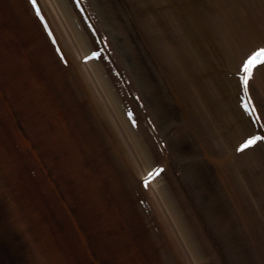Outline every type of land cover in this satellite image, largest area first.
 <instances>
[{
    "label": "bare ground",
    "instance_id": "1",
    "mask_svg": "<svg viewBox=\"0 0 264 264\" xmlns=\"http://www.w3.org/2000/svg\"><path fill=\"white\" fill-rule=\"evenodd\" d=\"M41 1L43 7L39 0L34 4L39 6L38 14L29 0H0V117L10 124L2 125L0 121V172L3 179L9 178L5 181L9 187L19 186L23 192L20 198L25 200L24 216L28 215L30 221L22 223L20 231L27 234H23L30 241L26 243L27 250H33L34 259L41 256L45 260L39 264H158L155 259H144V254L150 256L155 251L156 255L163 239L168 249L163 251L165 261L160 264H251L253 259L256 264H264V252L255 245L252 236L255 232L247 234V225L257 222L255 214L262 212L264 217V211L251 208L248 214L235 206L238 211L233 216L239 223L233 222L231 229L235 220L223 215L222 227L215 226V236L209 240L190 231L191 222L195 224L193 217L186 203L180 201L183 195L175 188L178 184L183 191L190 188L188 193L195 198L201 194L205 198L204 190L210 185L217 190L222 184L225 190L232 186L230 177L239 184L247 170L264 172V141L245 149L237 161L229 160L230 153L225 157L219 155V150L207 153L204 148L207 145L212 148L215 141L223 151L229 144L223 142L227 138L238 148L253 135H264V65L254 70L249 84L251 96L243 87V65L264 47V0H245L244 7L234 14L237 30L221 32L222 27L217 25L216 34L210 27L215 3L230 7L241 0ZM233 13L217 16L229 24ZM85 29L90 33L88 36ZM210 35L214 38L206 41L205 36L210 39ZM10 40L20 49L15 54L13 50L11 54L6 51ZM187 41L195 43L196 51H190ZM197 56L200 70L189 67L188 59L198 63ZM79 57L83 62L77 64ZM68 58L70 68L64 69L61 64H68ZM31 60H36L33 65ZM221 69H228L223 80ZM71 75L73 80L69 79ZM47 82L55 84V91L53 84ZM73 84L82 86L79 87L84 95L82 101L93 103L94 109L102 113L100 122H92L88 129L93 142L87 146L92 157L87 155V149L84 151L85 134L65 128L69 106L60 102V93L75 103L79 94ZM228 89H233V98ZM11 97L25 108L17 109L10 104ZM245 102L259 109V117L245 108ZM77 103L74 106L80 108L82 104ZM202 106L208 108L212 117L203 113ZM230 106L234 107L233 118L226 110ZM166 108L181 116H170ZM16 112L24 118L22 123L14 120ZM182 117L186 126L183 130L174 129ZM205 120L214 124L217 135ZM25 121L31 125L26 127ZM11 125H17L18 134ZM5 126L10 134L14 132V147L9 144ZM101 126L107 133L104 128L99 130ZM96 140L112 159H100L93 149L98 146ZM189 145L200 150L203 166L206 167L207 159L224 172V181H216L219 172L199 168L198 154L190 147L187 152L182 149ZM193 159L197 160L196 166ZM7 161L11 165L16 163L12 170L9 168L16 183H10L12 175L7 171ZM175 168L177 173L182 171L181 182L176 178ZM18 169L25 170V178L21 175L17 179ZM160 169L163 171L153 177ZM31 171L33 177L37 175L40 179L39 185L30 177ZM1 183L7 192L8 186ZM47 188L53 190L57 202L51 208L45 204ZM217 195L230 196L228 191ZM211 196L214 198L215 194ZM244 200L249 202L247 197ZM192 206L199 226L214 224L213 207L210 211L203 203ZM161 207L163 216H167L162 221L166 225L155 223L161 218L158 214ZM19 213L22 218V212L14 216ZM215 215L218 218L219 211ZM46 225L53 232L42 235L38 227L47 228ZM176 237L183 242L180 244L183 258ZM203 238L206 242L198 246L197 242ZM232 242L240 250L235 256L225 253L233 252Z\"/></svg>",
    "mask_w": 264,
    "mask_h": 264
},
{
    "label": "rangeland",
    "instance_id": "2",
    "mask_svg": "<svg viewBox=\"0 0 264 264\" xmlns=\"http://www.w3.org/2000/svg\"><path fill=\"white\" fill-rule=\"evenodd\" d=\"M244 2H245V0H241V1H239V2H237L236 4H234L233 6H228V5H221L220 6V4H218L217 2L215 3V5H214V11H212L211 12V16H212V14L214 15V16H212L213 18H212V24H211V28L215 31V34H216V32H217V29L219 30V27L218 26H220V27H222V30H221V32L223 31H232V30H237V24H238V22H234L235 20L234 19H236L235 17V13H238L239 12V10L241 9V8H243L244 7ZM226 11V12H225ZM232 12H234L233 13V17L230 19L231 21L230 22H232V23H229V24H224V22H221V20H220V18L218 17V16H220L221 14H224V13H232ZM217 13H218V16H217ZM203 15H204V12H203ZM202 15V16H203ZM226 15H228V14H226ZM211 16H209V17H211ZM230 17V16H229ZM218 25V26H217ZM220 32V31H219ZM213 35V34H212ZM212 35H210L209 37H210V39H208V37L207 36H205V39H206V41H210V40H212L214 37L212 36ZM111 37H110V35L108 34V39H110ZM189 41H190V39H188ZM261 41H262V39H261ZM6 43V42H5ZM187 43H188V41H187ZM191 46V47H190ZM39 47V46H38ZM38 47H35L34 49L36 50V49H38ZM188 47L190 48V51H192V52H194V51H196V47H195V43L194 42H190V43H188ZM12 50L14 51V53H12V54H15L16 52H15V50H17V52L20 50L19 48H17L16 46H15V42L14 41H12V40H10V43H9V46H7V49H6V51L7 52H10V54H11V52H12ZM9 54V55H10ZM189 55H188V52H187V57H188ZM189 58V57H188ZM196 58V62H198V56L197 57H195ZM36 60H31V64L33 65V63L35 62ZM77 61V60H76ZM78 62H79V59H78ZM188 62H189V67H191L192 69H194V70H196V69H198V70H200V67L201 66H199L200 65V58H199V62L198 63H194L195 62V60L191 63V60L190 59H188ZM204 62V61H203ZM196 64V65H195ZM49 67V66H48ZM207 67V66H206ZM84 69V68H83ZM82 69V70H83ZM226 70H228V69H221V79L223 80V76H224V74H225V71ZM1 74H2V71H1V69H0V85H1V83H2V79H1ZM45 74H47V73H45ZM44 73H43V75H45ZM41 75V74H40ZM47 76H48V74H47ZM228 75L226 74V78H228L227 77ZM71 77H72V75H71ZM73 78V77H72ZM49 80L51 81V79L49 78ZM228 83H231L230 81H227ZM47 84H53V82H47ZM226 84V83H225ZM229 84H227V86H228ZM231 85V84H230ZM233 85V84H232ZM53 87H56L55 86V84H53L52 85V90H54V88ZM73 87H75V89H74V91L75 92H77V94H79L78 96H79V98H76L77 99V101H74L75 103H73V102H70V100L68 99V100H66L65 99V97L63 96V93H60V95L62 96V98H61V100L62 101H60L61 103H63V102H65L66 103V105H65V107H68L67 108V111L66 112H68V114H67V116H66V118H65V122H66V124H65V128L67 129L68 128V130L69 129H71L72 131H73V133L76 131H82V134H85L84 136V138H82V139H84L83 140V142H82V144H83V146H86L85 147V150H84V147L83 146H81L82 147V150H84V151H86V149L88 150V148L92 145V142L93 141H91L90 139H91V136H90V130H88L89 129V127L92 125V122H100V115L102 114L101 112L99 113V112H97L95 109H94V107L93 106H95L93 103H91V102H85V101H82V97L84 96L83 95V91H81L80 89H79V87H82V86H75V84H73ZM221 88V87H220ZM79 89V90H78ZM225 89V88H224ZM221 90V89H220ZM232 91H233V89H231ZM55 91V90H54ZM227 91H229V89L227 90ZM232 91H229L230 92V94L232 95V98H233V95H235ZM59 94V93H58ZM64 100H66V101H64ZM223 100L225 101L226 100V98L223 96ZM9 101H11V103L10 104H14L15 105V107H17V109H18V107L20 108V109H22L23 108V106H21V105H18L16 102H14V99H13V97H11V98H9ZM80 102V104H82L81 105V107L80 108H76V106H74V105H77L78 103L77 102ZM14 102V103H13ZM164 104H165V101H164ZM16 105H18V106H16ZM167 106H168V104H167ZM166 106V107H167ZM234 106V105H233ZM168 107H170V106H168ZM25 108V107H24ZM23 108V109H24ZM234 108V107H233ZM231 106H230V108H227L226 110L228 111V113H232L231 112V109H233ZM1 109H2V107H1ZM1 109H0V116H1ZM202 109H203V113L204 114H206L207 116H211L212 117V115L211 114H209V112H208V108H206V110H205V106H202ZM166 111L170 114V116H172V117H180L181 115H179V114H177V115H175V114H171V111H173V109H170V108H166ZM17 113V117L14 119V120H16V122H18V124L19 123H22V121H23V117H21V116H19V114H18V112H16ZM77 113H79V114H81V115H78ZM167 113V114H168ZM21 114V113H20ZM166 114V115H167ZM168 114V115H169ZM22 115V114H21ZM231 115V114H230ZM183 117H184V115H182ZM232 118H233V113H232ZM183 117L182 118H180V122H179V124H178V126L176 127V128H174V129H182L183 130V128H184V126H186L185 125V123H184V126H183V122H184V119H183ZM183 119V120H182ZM204 119V118H203ZM20 120V121H19ZM0 121L2 122V125L5 123L6 124V122H5V117H0ZM240 121V120H239ZM176 123H177V119H176V121H175ZM205 122L206 123H208V125L210 124V122L209 121H207V120H205ZM235 123V122H234ZM249 123V122H248ZM1 124V123H0ZM4 124V125H5ZM24 124H25V126L26 127H29L30 125H31V123L29 122V121H25L24 122ZM250 124V123H249ZM214 125V124H213ZM213 125L212 124H210V126H212V128H213ZM6 127V137H7V139H8V141H9V144H11L13 147H14V139H15V135H12V134H10L9 133V128L7 127V126H5ZM21 128H23V127H21ZM105 129V133H107V129L105 128V127H103V126H101V129H99V130H101V131H103L102 129ZM213 132L214 133H216V135H217V130H215V128H213ZM104 132H102V134L104 135L105 134ZM177 133H179V131L177 130ZM175 134H176V132H175ZM12 135V136H11ZM107 135V134H106ZM171 136H173V135H171ZM204 137H206L205 136V134L203 135ZM207 138V137H206ZM87 140V141H86ZM231 140L229 139V138H227V139H224V143H227L228 144V142H229V144H228V147L227 146H225V148H223V151H222V146L220 147V143H217V142H215L214 141V145L212 146V148H211V146L209 145H207V146H204V148L206 149V152L207 153H211V151H213V153H215V152H217L218 150L220 151V153H219V155H222V154H224V156L225 155H228V153H230L228 156H229V160L230 159H232V158H234L233 160H235V161H237L238 159H240V156H241V154L242 153H244L243 151H245V150H243V151H241V149L242 148H240V147H238V148H236L233 144L235 143L233 140V142L234 143H232V142H230ZM96 142H98L97 140H96ZM81 144V145H82ZM87 145H89V147L87 146ZM189 147L191 148V150L193 149V152L194 153H197L198 154V163H199V168L201 167V168H209V172L211 171V172H213L214 173V171L215 172H219V175L218 176H216L217 178V180L216 181H219V179H221L222 181H224L223 179H222V177H224V172H221V170L218 168L217 169V167L218 166H213V163H212V161H208L207 159H205V162H206V167L205 166H203V163H202V153L200 152V150L198 151L197 149H195L194 147H192L191 145H189V146H184L182 149H184V150H186V152L187 151H189L190 149H189ZM45 148H46V146H45ZM198 148V147H197ZM261 148V147H260ZM90 149V148H89ZM93 149L94 150H97V152L100 154V159H102V161H103V159L106 161V159L108 160V159H112L108 154H106V152H105V150H103V148H102V146H101V144H100V142H98V146H97V144H96V146H94L93 147ZM45 150V149H44ZM142 150H143V152H146V149L145 148H142ZM262 150V149H261ZM46 151V150H45ZM229 151V152H228ZM193 153V154H194ZM199 153H201V154H199ZM264 154V151H262V155ZM87 155H89L90 157H92V153H90V151L88 150V153H87ZM217 155V154H216ZM226 157V156H225ZM263 157V156H262ZM195 158H196V156H195ZM11 159L12 160H14L15 158L13 157V156H11ZM33 159V158H32ZM115 159H118V158H116L115 157ZM46 161L48 160L47 158L45 159ZM204 160V159H203ZM232 160V161H233ZM101 161V162H102ZM192 161V163L193 164H195L194 166H196V162H197V160L195 159H193V160H191ZM48 162V161H47ZM53 162V161H52ZM7 163H8V161H7ZM10 163V162H9ZM8 163V164H9ZM105 163V162H104ZM16 164V163H15ZM15 164L14 165H11V163L8 165V168H7V171H9V168L11 167V169L10 170H12V166H15ZM50 165H52V163H50ZM6 167H7V164H6ZM18 168H19V166H18ZM216 169V170H215ZM246 169V168H245ZM136 170V169H135ZM203 170H205V169H203ZM247 170V169H246ZM245 170V171H246ZM39 171H40V167H39ZM62 171V173H63V170H61ZM138 171V170H137ZM175 171H176V168H175ZM248 171V170H247ZM246 171V176L244 177V178H242L241 180H242V183H241V180H239L240 182H239V184H238V181H236V179L234 178V177H230L231 178V185L232 186H230V187H224L225 188V190L226 189H228V188H230L229 190H227L228 191V193L230 194V196H227V198H225V197H220V196H218L217 194H219V192H221V195L223 194H225L227 191H225L223 188H222V184L220 185V187H216V189L217 190H215L214 189V187H213V185H210V187H207L208 189L207 190H204L205 192H207V195L206 194H204V197L205 198H202V194H201V197L200 196H197L196 198L194 197V194H192V195H190L189 193H188V191H190V188H188V189H186V191H183V190H181L180 189V187H179V185L177 184L176 185V189H178L179 191H178V193H181L182 195H183V197H182V199L180 200L181 201V203H183V202H185L186 203V209H187V211L189 212V214L190 215H192V217H193V222L195 223L194 225H193V223L191 222V232H193V233H197L198 234V236H203L204 235V238H206V236L208 237V239L209 238H211V239H213V237L215 236V232L217 231V228L215 227V226H221L222 227V225H223V221H222V223H221V220H222V218H223V215L224 216H230L231 217V219L232 220H235V221H232V227H230L231 229L232 228H234V225H233V222L235 223V224H238L239 222H237L236 220H238L235 216H233L234 214H235V212H237L238 210L236 209V208H234L235 206H239L241 209H243V210H245L246 211V213L248 212V214H251V210L254 208V209H258L257 211H264V189H263V186L261 185L263 182V180H262V176H264V172H263V170L262 171H254L253 170V168L252 169H250L249 170V173ZM10 172V171H9ZM41 172V171H40ZM11 173V172H10ZM15 173L17 174V179H18V177L19 176H24V178H25V170L23 171V170H21V169H18V170H15ZM55 173V172H54ZM57 173V172H56ZM231 173V172H230ZM230 173H228L229 175H230ZM29 174V173H28ZM52 174V173H51ZM175 174H176V178L177 179H179V181L181 182L182 181V179H184V176H183V174H182V171L180 170V172L179 173H177V171L175 172ZM180 174H182V177L180 178ZM215 174V173H214ZM232 174V173H231ZM11 179L10 180H12L10 183H16V181H15V179H14V175H13V173H11ZM30 175V177L32 178V179H34V181H35V183L37 184V185H39L40 184V179L39 178H37V175H36V177L34 178L32 175H33V173L32 174H29ZM3 175H2V173L0 172V264H31L32 262H33V264L36 262V263H38L39 264V262H41V261H45L44 259H42L41 258V256H40V259H39V257H38V259H39V261H38V259L36 258V259H34V257H33V255H32V252H33V250H27V244L26 243H29L30 241L28 240L29 238H28V236L27 237H24V235L23 234H25V235H27L26 233H24L23 231H20V225L23 223V224H25L26 222H29L30 221V218H29V216L28 215H26L27 217H25L24 216V214H25V204L23 203V202H25V200L23 199V198H20V197H22V196H20L23 192H20L19 190H20V187L19 186H13L14 188H12V187H9L8 186V184L5 182L6 180H8L7 178H5V179H3V177H2ZM231 176V175H230ZM260 176V177H259ZM139 178L141 177V176H138ZM167 177V176H166ZM258 177H259V179H258ZM262 177V178H261ZM255 178H256V180H255ZM167 179H169V177H167ZM212 179V178H211ZM248 179V181H249V183L247 184V180ZM258 179V180H257ZM236 181L237 182V184H233V181ZM1 181L6 185V186H8L6 189H7V192H6V190L4 189V186H2V183H1ZM261 181V182H260ZM43 182V181H42ZM18 183V182H17ZM224 183V182H223ZM243 184V185H242ZM242 185V186H241ZM225 186H227V184L225 185ZM244 186V187H243ZM237 187L238 188H240V189H237ZM241 187H243L242 189H241ZM204 188H206V187H204ZM48 190L47 191H49V194H48V198H46V201H45V204H46V206L47 207H49V208H51L52 206L54 207L55 206V203H57L54 199H55V196H54V194H53V190L51 189V188H47ZM153 189H154V187H153ZM214 190H215V192H214ZM48 193V192H47ZM215 194V199H216V201H214V198L211 196L210 198H209V196H210V194ZM190 195V196H189ZM25 197V196H24ZM245 197H247L248 198V200H249V202H247L246 200H244V198ZM19 198H20V202H21V204H19ZM45 198V197H44ZM198 198V200L199 201H197L196 199ZM209 198V199H208ZM26 199V198H25ZM208 199V202H204V201H206ZM43 200H45V199H43ZM104 200V199H103ZM15 201V202H14ZM16 202H18V203H16ZM103 202V201H102ZM199 202H202L203 203V205H207V207L210 209V211H212L213 209V211L215 212V214H218V211H219V214H220V216L218 217V218H216L217 216L214 214V215H212L213 216V221H214V224H211V223H209L208 224V222H207V224H205V225H200L199 226V222H197L196 221V217H195V215L197 214L196 212H195V207L194 206H192V204H197V205H201ZM106 203V202H105ZM189 203V204H188ZM236 204V205H235ZM188 205H190V206H188ZM12 207H14L15 208V211L16 212H22L23 213V216H22V218L20 217L21 216V213H19V215L18 216H14L15 214L14 213H16V212H14V210H13V208ZM103 207H107V208H109V209H111V207H109V205H104ZM212 207H213V209H212ZM27 208V207H26ZM201 207L199 206V209H200ZM252 208V209H251ZM217 210V211H216ZM163 213H164V210L162 209V207L160 208V210H159V212H158V214H159V216L161 217L160 218V220L159 221H156L155 223H157V224H161V225H166V223H163L162 221L163 220H167V216H163ZM208 214H209V212H207ZM240 213H242L243 215L244 214H246L245 212H243V211H240ZM241 214V215H242ZM261 214H262V212L260 213V215H259V213H256L255 214V216H256V219H257V222L255 221V223H251L250 225L251 226H249V225H247V234L249 233V235L254 231L255 233L254 234H252V236L254 237L253 239L255 240V245L261 250V252H264V229L262 228V227H264V226H262L263 224H264V217H262L261 216ZM240 215V216H241ZM212 216H210V217H212ZM214 216H216V217H214ZM253 216V218H254V214L252 215ZM26 218V219H25ZM27 218H28V220H27ZM214 218H216V219H214ZM31 219H32V217H31ZM33 221H35L34 220V218L32 219ZM143 220H144V218H143ZM43 222V221H42ZM159 222V223H158ZM44 223V222H43ZM43 223H41L40 222V224H43ZM146 223L148 224V222L146 221ZM47 224H48V222H47ZM98 224H99V222H98ZM101 224V223H100ZM150 224H152V225H154L155 226V224H153L152 222H150ZM149 224V225H150ZM28 229H30V224L28 223ZM35 225V224H34ZM44 225V224H43ZM212 225V226H211ZM245 225V224H244ZM46 226H48V225H46ZM168 226V225H167ZM166 226V227H167ZM195 226H197L198 228H200L198 231H196V229H195ZM214 226V227H213ZM35 229V231H36V233H37V230H36V227H34ZM39 228V230L41 231V233H42V235H44V234H47L48 233V231H52L53 232V229L52 228H50V225L47 227V228H42V227H38ZM244 228V227H243ZM219 229V228H218ZM60 230V229H59ZM60 231H63L62 229L60 230ZM191 232H188V234L190 235V237L189 238H191L192 237V234H191ZM257 233V234H256ZM34 234V233H33ZM33 234L30 232V234L29 235H31V236H33ZM161 235V234H160ZM252 236L250 237L251 239H252ZM45 237V236H44ZM46 238V237H45ZM202 239V240H200L199 242H197V241H195V242H197L198 243V246H203L202 244H204L206 241H205V239ZM193 239H195V236L193 237ZM162 240L163 239H161V245L160 246H162V247H159V251L162 253H159V251H157L156 252V255H154V253H155V251L154 252H151L152 254H150V256L148 255V254H144V259H149V258H152V259H155V261H156V263H158V264H160V263H164L163 261H165L164 260V258L163 257H165L164 256V253H163V251L165 252L167 249H168V245H166V243H163L162 242ZM191 240H192V238H191ZM210 240V239H209ZM236 240H234L233 242H235ZM175 242H177L176 243V245L177 246H179V248L177 247V249H178V252L181 254V257L183 258L184 257V252H183V249L181 248L182 246L180 245V244H183V242L181 241V239L180 238H177L176 237V241ZM192 242H194V241H192ZM232 242V246L233 247H231V250H233V252L232 251H228V252H225V253H231L232 255H234L235 256V254H239V252H240V250L238 249V247L236 246L235 247V244ZM178 243H179V245H178ZM237 244V243H236ZM28 246H29V244H28ZM34 246H36V247H38L37 245H34ZM181 246V247H180ZM35 247V248H36ZM215 247V246H214ZM213 247V248H214ZM29 248V247H28ZM39 248V247H38ZM41 248V247H40ZM43 248V247H42ZM212 248V250H215V248L213 249ZM44 249V248H43ZM46 250V249H45ZM227 250H230V249H227ZM42 251V250H41ZM217 253H218V249H216L215 250ZM143 254V253H142ZM230 254V255H231ZM32 256V257H31ZM214 257V256H213ZM264 257V256H263ZM263 257L261 256V258L263 259ZM28 258H32L33 260H31L30 262H29V260H28ZM163 260H162V259ZM236 258V257H235ZM227 259H229V258H227ZM167 260H168V258H167ZM247 261H250V260H247ZM251 264H256L255 263V259H253V262H250ZM190 264H194V263H191L190 262ZM219 264H221V263H219ZM227 264H229V263H227Z\"/></svg>",
    "mask_w": 264,
    "mask_h": 264
},
{
    "label": "snow or ice",
    "instance_id": "3",
    "mask_svg": "<svg viewBox=\"0 0 264 264\" xmlns=\"http://www.w3.org/2000/svg\"><path fill=\"white\" fill-rule=\"evenodd\" d=\"M79 0H77V3ZM33 4H37V0H32ZM39 6L37 5V8ZM264 65V47H260L258 50L255 51L254 54H252L246 61V63L243 65V87L245 91H248V95L251 96V92L249 91V84L250 81L254 78V70L257 66ZM245 108L248 109L250 113H254L257 117H259L260 112L259 109H254L253 107H250L247 102L244 104ZM264 141V135H253L250 139L246 141L241 151L255 146L257 143ZM163 169L158 170L156 173H153V177L156 175H159L160 172H162ZM147 183H150V181H146Z\"/></svg>",
    "mask_w": 264,
    "mask_h": 264
}]
</instances>
